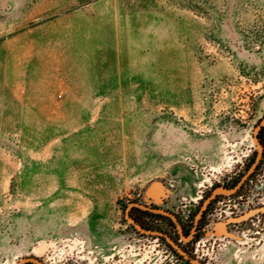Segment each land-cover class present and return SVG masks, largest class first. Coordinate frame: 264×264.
<instances>
[{
    "label": "rangeland",
    "instance_id": "obj_1",
    "mask_svg": "<svg viewBox=\"0 0 264 264\" xmlns=\"http://www.w3.org/2000/svg\"><path fill=\"white\" fill-rule=\"evenodd\" d=\"M262 126L264 0H0V264H264Z\"/></svg>",
    "mask_w": 264,
    "mask_h": 264
},
{
    "label": "flooded vegetation",
    "instance_id": "obj_2",
    "mask_svg": "<svg viewBox=\"0 0 264 264\" xmlns=\"http://www.w3.org/2000/svg\"><path fill=\"white\" fill-rule=\"evenodd\" d=\"M255 138H256V141L260 147V150L258 151V156L260 154H261V156L256 159L255 165H254L252 171L249 173V177H251V175H253V173H255L256 176L263 173V169H264V126H262L259 129L258 134L256 135ZM238 177H239V175L237 177H233V178H231V177L226 178L224 180V183L221 186V189L217 193H213L210 196V198L208 199V203L206 204V207L200 209L198 211V213H196L197 217L196 216L194 218L191 217L192 219L190 218L189 221H187L185 223L180 222L178 224L181 236L186 237L187 235H191L190 239L187 242L182 241L180 238L179 243H181L182 245H190L200 237L201 233H203L204 231H206V229H208L209 224L211 223L210 221L212 220L211 218H213V214L215 211L216 200L219 196L224 195L227 197H231V196H235L238 193L243 191L245 185L243 183H240V181L238 180ZM261 192H262V190H261ZM261 192L257 194V196H256L257 198L264 194V191L262 193ZM242 196H243V198H240V200H246L247 199V197H245V195H242ZM257 200L259 201L260 199H257ZM235 201L236 200H233V202H235ZM255 206H257V207H253L252 210L250 209L251 213L253 215H250L251 213H249V215H250V217L254 216V215H261V220L259 222L264 225V220H263L264 219V207H261L258 202H257V205H255ZM225 207L227 208V210L235 209L237 211V213H241V210L239 208H237V207H240V203H237V206L225 205ZM130 212H131V217H132L133 222L140 223V224H141L140 219L142 216L145 215V213H153L150 210L142 209V208H139V207L134 206V205L130 208ZM153 214H158V213H153ZM250 217H248V219ZM241 218H243V217H241ZM142 228L146 230V228L144 226H142ZM183 252L186 256L180 255L182 257V259H184L185 261H189L188 256H190L191 253H189L186 249H183ZM195 254L196 253H194V255ZM28 264H33V262H29ZM194 264H206V263H203V261H195Z\"/></svg>",
    "mask_w": 264,
    "mask_h": 264
},
{
    "label": "water",
    "instance_id": "obj_3",
    "mask_svg": "<svg viewBox=\"0 0 264 264\" xmlns=\"http://www.w3.org/2000/svg\"><path fill=\"white\" fill-rule=\"evenodd\" d=\"M255 140H256V138H255ZM143 209H144V207H143ZM157 212H158V211H157ZM159 212L162 213L161 211H159ZM163 214H165V213L163 212ZM127 219H128V221H129L130 224H132V225L135 226L134 222L131 221V220H129V217H128V216H127ZM238 220H241V219H238ZM32 261H35V260H32ZM35 262H36V261H35Z\"/></svg>",
    "mask_w": 264,
    "mask_h": 264
},
{
    "label": "trees",
    "instance_id": "obj_4",
    "mask_svg": "<svg viewBox=\"0 0 264 264\" xmlns=\"http://www.w3.org/2000/svg\"><path fill=\"white\" fill-rule=\"evenodd\" d=\"M145 214H150V213H145ZM155 216H159V215H155ZM128 217H129V219L132 220L131 212H130V211H129V213H128ZM136 224H139V226H141L140 223H136Z\"/></svg>",
    "mask_w": 264,
    "mask_h": 264
}]
</instances>
